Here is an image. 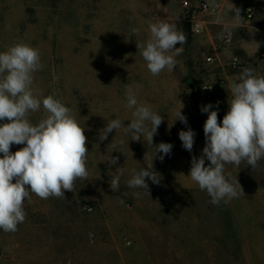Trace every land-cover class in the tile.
Wrapping results in <instances>:
<instances>
[{"label": "rangeland", "instance_id": "1", "mask_svg": "<svg viewBox=\"0 0 264 264\" xmlns=\"http://www.w3.org/2000/svg\"><path fill=\"white\" fill-rule=\"evenodd\" d=\"M180 1L0 0V52L17 42L39 49L43 69L34 73L33 88L45 96L54 94L71 110L84 127L89 152L87 179L77 180L73 192L65 191V198L45 200L31 194V202H24L26 219L33 217V210L47 207L51 220L72 222L82 237L84 262L96 256L98 264H264V234L253 237L256 243L250 245L252 250L245 243L228 253L227 248L236 245L225 243L237 237L238 225L235 212H229L225 204L236 203L238 198L215 206L219 211L211 212V225L204 229L206 216L200 205L209 204L211 197L188 175L192 157L199 158L205 146L203 125L208 114L201 108L208 104L211 110L216 108L200 88L208 83L226 93L219 94L223 104L217 110L218 123H222L232 99L230 86L239 82L242 70L230 68L226 59L220 64L216 59L213 64L203 63L199 37H191L182 22ZM161 20L175 24L186 41L182 54L175 57L174 70L165 69L153 76L136 44L145 42L149 25ZM133 29H138V34ZM252 68L254 74L264 76V64ZM136 85L141 86L138 102L164 117L153 137V147L166 142L173 148L162 161L161 154L154 156L152 146L143 138L131 140V133L123 128L113 130L103 141L99 139L107 121L119 118L125 125L130 123L134 109L126 107L125 89ZM181 107L187 124L176 120L175 113ZM43 115L41 106L29 119L35 124ZM189 127L195 132L191 152L183 148L178 135ZM23 146L13 144L10 151ZM110 156L118 157V163L109 165ZM152 159L160 183L146 178L149 196L141 189L129 188L126 181L133 169L146 168ZM209 163L206 160L205 166ZM119 167L124 171L119 189L113 192L109 183ZM225 175L231 180L237 177L241 187L255 190L248 193V202L264 204V159L255 171L246 162L239 167L227 164ZM86 205L90 212L84 210ZM37 215L41 213L34 217ZM208 231L212 243L206 249L211 251V260L203 258ZM249 249L251 260L244 252ZM238 254L242 259L236 258Z\"/></svg>", "mask_w": 264, "mask_h": 264}, {"label": "clouds", "instance_id": "2", "mask_svg": "<svg viewBox=\"0 0 264 264\" xmlns=\"http://www.w3.org/2000/svg\"><path fill=\"white\" fill-rule=\"evenodd\" d=\"M230 10L235 11L237 20L241 18L239 8L232 5ZM132 31L139 32L138 29ZM185 41L184 32L177 30L175 24L161 20L149 25L147 40L136 46L148 71L156 76L165 69L174 70L175 57L183 52V48L176 45H183ZM42 69L39 49L28 44L17 42L0 52V121H8L0 124V230L6 233L16 232L18 225L25 221L24 202H31V194L45 200L65 198V191L73 192L75 182L87 179L89 175L84 127L54 94L45 96L42 90L33 88L34 73ZM140 87L125 89L126 107L134 109L130 123L125 125L119 118L107 121L99 139L103 141L113 130L123 128L126 133H131V140L143 138L152 146L154 156L161 154L159 159L162 161L171 154L173 145L161 142L153 147V137L164 117L151 106L138 102ZM230 90L232 99L222 123H218V112L211 110V104L201 108L208 114L203 125L205 146L199 158L192 157L188 175L200 190L207 191L213 205L244 195L237 177L234 180L226 177L225 165L239 167L246 162L255 171L259 161L264 159V76H258L253 68L246 67L239 82H234ZM41 106L44 115L33 124L29 115L39 111ZM182 107L175 113L176 120L187 124ZM178 135L183 148L191 152L195 132L189 127ZM13 144L24 146L11 152ZM206 160L210 162L207 166ZM152 161L146 168L132 170L126 181L129 188L141 189L150 196L146 178L153 184L160 183ZM107 162L115 165L118 157L110 156ZM123 171L121 167L117 168L118 174L109 183L113 192L119 189ZM133 194L139 196L141 193Z\"/></svg>", "mask_w": 264, "mask_h": 264}, {"label": "crops", "instance_id": "3", "mask_svg": "<svg viewBox=\"0 0 264 264\" xmlns=\"http://www.w3.org/2000/svg\"><path fill=\"white\" fill-rule=\"evenodd\" d=\"M200 1L202 0L194 2ZM205 2L218 6L219 11L213 16H203L204 31L198 41L203 49L204 58L206 53H212L216 55V61L220 64L222 60L226 59L228 62L230 58L236 56L241 62L238 70L261 65L258 54L264 52V30L261 27L264 19V0H205ZM231 4L240 9V19L234 17L235 11L230 10ZM246 7H251L254 11V17L250 22L244 21ZM223 34L230 36L229 45H222L219 42L218 39ZM256 44L259 45L258 48ZM203 63L205 64L204 60ZM226 82L230 84V80ZM214 92L223 99L219 95L224 93L223 89L216 87ZM242 190L244 195L241 194L236 203H228L229 206L225 204L229 212H235L238 225L237 237L225 243L236 245L228 247V253L236 250L238 245L243 248L245 243L250 248V245L256 243L253 237L264 234V204L248 202V193L254 194L255 190H248L245 187H242ZM215 206L218 205L211 203L200 205L201 211L205 213L204 217L206 216L203 217L205 231L211 225V212L219 211ZM46 208L33 210V217H28L19 224L16 232L0 234V264H98L99 258L96 256H91L90 261L84 262L86 255L82 250V237L74 224L64 219L51 220L46 214L48 211ZM38 212L41 215L34 217ZM224 216L222 214V219ZM207 233L208 237L204 236L206 256L203 258L211 260V251L206 249L210 248L212 243L211 232ZM250 249L244 251L248 260L252 259ZM236 258L242 259L240 254Z\"/></svg>", "mask_w": 264, "mask_h": 264}, {"label": "built area", "instance_id": "4", "mask_svg": "<svg viewBox=\"0 0 264 264\" xmlns=\"http://www.w3.org/2000/svg\"><path fill=\"white\" fill-rule=\"evenodd\" d=\"M167 2L168 0H163ZM180 10L182 16V22L188 26L189 34L191 37H199L204 31V21L203 16H213L218 12V7L205 2H194L192 0H181L180 1ZM254 17V11L251 7H246L244 10V21L250 22ZM261 27L264 30V19L261 22ZM219 42L222 45H229L231 43V38L228 34H223L219 37ZM177 47H182L184 49L185 43L183 45H176ZM212 56L206 55L204 58L205 63L213 64L216 58V55L211 54ZM258 61L260 64H264V52L258 54ZM241 62L240 59L236 56H233L228 61V65L232 69H238ZM201 92L205 98L213 104L216 108V111L220 109L223 104V99L215 94L214 88L206 83L201 86ZM218 112V111H217ZM84 210L90 212L92 209L88 205L84 207ZM93 235H89V240H93ZM126 246L130 245V242H125Z\"/></svg>", "mask_w": 264, "mask_h": 264}, {"label": "water", "instance_id": "5", "mask_svg": "<svg viewBox=\"0 0 264 264\" xmlns=\"http://www.w3.org/2000/svg\"><path fill=\"white\" fill-rule=\"evenodd\" d=\"M157 11H160V8L158 7Z\"/></svg>", "mask_w": 264, "mask_h": 264}]
</instances>
